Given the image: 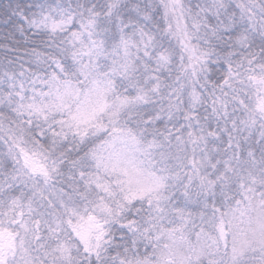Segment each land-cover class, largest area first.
I'll return each instance as SVG.
<instances>
[{
	"label": "snow or ice",
	"instance_id": "snow-or-ice-1",
	"mask_svg": "<svg viewBox=\"0 0 264 264\" xmlns=\"http://www.w3.org/2000/svg\"><path fill=\"white\" fill-rule=\"evenodd\" d=\"M0 264H264V0H0Z\"/></svg>",
	"mask_w": 264,
	"mask_h": 264
}]
</instances>
